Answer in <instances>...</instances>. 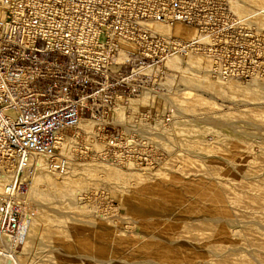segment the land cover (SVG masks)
Here are the masks:
<instances>
[{
    "label": "rangeland",
    "instance_id": "obj_1",
    "mask_svg": "<svg viewBox=\"0 0 264 264\" xmlns=\"http://www.w3.org/2000/svg\"><path fill=\"white\" fill-rule=\"evenodd\" d=\"M234 13L258 32L262 44L258 52L246 51L257 58L256 74L230 79L249 87L253 80H264V19L254 23L250 13ZM197 54L212 59L204 51ZM189 56L179 57L180 67ZM168 64L162 66L165 81L155 85L147 101L151 115L129 119L133 124L139 120L134 134L140 144L129 150L134 158L121 163L103 158L96 127V135L88 142L83 132L77 137L78 131L70 132L63 175L69 174L71 183L40 187L33 194L28 179L10 201L27 208L30 225L16 244L6 238L9 244H2L6 249L24 257L25 264H209L192 246L201 220L223 213L236 220L234 229H241L238 221L245 219L235 210L230 184L235 178L264 182V131L255 130L247 117L257 112L264 119L262 88L251 92L215 89L201 84L198 73L172 71ZM186 122L190 127L183 126ZM234 139L246 144L232 145ZM109 163L118 172L136 174L130 188L120 189L119 180L102 171L93 175L82 170L84 164ZM68 191H74L72 203L65 198ZM227 239L221 252L211 255L230 252V257L240 258L236 243L241 235ZM244 258L250 255L245 253Z\"/></svg>",
    "mask_w": 264,
    "mask_h": 264
},
{
    "label": "built area",
    "instance_id": "obj_2",
    "mask_svg": "<svg viewBox=\"0 0 264 264\" xmlns=\"http://www.w3.org/2000/svg\"><path fill=\"white\" fill-rule=\"evenodd\" d=\"M235 1L0 0V177L16 178L0 195L1 254H11L2 244L22 219L8 202L18 169L39 156L65 173L62 146L87 119L103 158L133 159L139 120L129 119L151 115V103L138 101L165 81L162 66L170 58L204 51L220 78L256 74L257 58L246 51L262 44L234 13ZM149 23L192 27L199 38L161 36Z\"/></svg>",
    "mask_w": 264,
    "mask_h": 264
},
{
    "label": "bare ground",
    "instance_id": "obj_3",
    "mask_svg": "<svg viewBox=\"0 0 264 264\" xmlns=\"http://www.w3.org/2000/svg\"><path fill=\"white\" fill-rule=\"evenodd\" d=\"M233 10H235L234 12L240 15H246L250 13L249 18L252 20V22L257 23L260 19H264V0H236L233 4ZM254 23L251 24L253 25ZM146 27L153 33L160 34L161 36H176L177 38L183 39L185 41H191L199 38L198 31L195 28L179 24L164 25L161 23H149L146 25ZM198 55L199 54L190 55L189 58L184 61L181 67L179 63L182 62V60L178 56H173L168 60L169 64L167 62L168 68L172 71L180 69L182 70V73H187L189 75L190 73H192L191 71H194L196 74L198 73V75L200 76V80L202 79L201 84L205 86H213L215 89L223 87L226 90L228 89L230 92H251L254 91L255 88L261 87V95L264 97V80H253V82H255L256 84L252 83L249 85V87H245L244 85H242V87L238 82H234V80L230 79L226 80L224 78H219L217 77L218 75L216 76L215 80H211L210 76L213 75L212 78L214 79V76L216 75L214 74L216 71L214 70V67H212L214 66L212 64L213 60L206 55ZM236 83H238L239 85H237ZM253 84H255L254 87L251 86ZM226 90L222 91L225 92ZM149 99V97L145 96L141 100H139L138 103L145 105L148 103L147 101ZM247 117L250 119V124L254 127H257L255 130L264 131V119H260L257 112H250L247 114ZM260 125L263 127H260ZM183 126L186 128L190 127L188 122H186ZM95 127V123L92 120L87 119L80 124L76 131H78V133L81 132L82 134L83 132L84 134L88 135V142V140L90 141V139H92V137L96 135ZM198 132H202V129L200 127H198ZM67 142H65L62 146V152L65 155L67 154L66 150H68L69 145V143ZM91 142L93 141L91 140ZM98 144L96 143V145ZM238 144L244 145L246 143L243 139H234L232 145L236 146ZM102 165L104 164H84V166H82V170L93 175L97 174V172L102 171L110 178L119 180L120 189L125 190L127 188H130V180L134 179V176L136 174L127 173L126 170V172H118L117 170H115L117 167L114 164H105L104 166ZM112 165H114L115 168H113ZM18 170V187L16 185L15 191L11 197L17 195L19 192H21V190L25 188V186L29 183L28 179H30L31 181L30 185H32L33 194L40 187H58L60 183H63L64 185H66L67 183H71L69 174H62L59 176L55 174L44 157H32L31 160L28 161V163H26L23 167H20ZM17 175L18 174H16V176ZM15 179L16 178H14L13 181H15ZM11 180V178L0 179V195L5 194V184ZM2 181H4L5 184ZM230 185H232L231 199L233 201V204L235 205V210L239 212L241 218L245 219L244 221H238L241 225L239 228L241 229L237 231V229L233 228V225L236 221L234 218H226L223 216V213L218 214L214 212L212 213L211 217L201 220V223L198 227L200 234H197L193 238L192 246L199 251L198 254L201 256L202 261L208 262L209 264H264V182H260L257 179H253V181L251 182H243L235 178L231 181ZM73 192L74 191H68L65 195V198L70 203H72L74 199ZM203 197L206 198L205 195H203ZM10 200L8 202L10 203L11 207L17 212L21 211V213H23L19 230L15 235L9 237L12 239V243L16 244V242L20 241L21 237L24 235L26 229L29 228L30 218L28 217V215H26V207L20 208L18 205L14 206L12 201ZM215 201L216 200H214L213 202ZM213 218H216V220H213ZM204 231L208 233L207 236L204 235ZM230 235H241V239L236 243V246L240 253L238 257L240 258L234 259L230 257V255L228 254L230 252H227L223 255L212 256L211 253L213 251L221 252L224 243L223 239H229ZM219 237H222V239ZM182 249L184 251H188L187 248ZM10 253L11 254L6 256L0 253V264H25L24 257L15 256L14 253ZM245 253H248L250 255V258H244ZM74 264H77V262H74Z\"/></svg>",
    "mask_w": 264,
    "mask_h": 264
}]
</instances>
